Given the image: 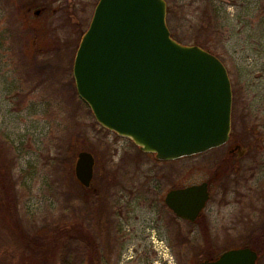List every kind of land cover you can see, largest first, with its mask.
Returning <instances> with one entry per match:
<instances>
[{"label": "rangeland", "instance_id": "obj_1", "mask_svg": "<svg viewBox=\"0 0 264 264\" xmlns=\"http://www.w3.org/2000/svg\"><path fill=\"white\" fill-rule=\"evenodd\" d=\"M165 1L171 36L226 66L232 140L248 150L230 154L229 141L173 160L143 152L101 126L75 89L97 0H0V264H90L76 227L94 239L91 264H195L174 239L196 226L161 200L202 181L211 195L196 222L210 224L216 252L250 246L264 264V0ZM82 150L95 159L89 187L75 177Z\"/></svg>", "mask_w": 264, "mask_h": 264}, {"label": "water", "instance_id": "obj_2", "mask_svg": "<svg viewBox=\"0 0 264 264\" xmlns=\"http://www.w3.org/2000/svg\"><path fill=\"white\" fill-rule=\"evenodd\" d=\"M165 0H98L76 49L72 74L78 96L104 128L157 159L173 160L225 144L231 130L232 87L221 59L171 36ZM91 152H78L75 177L88 187ZM209 199V182L170 189L166 205L195 221ZM250 246L198 264H256Z\"/></svg>", "mask_w": 264, "mask_h": 264}, {"label": "flooded vegetation", "instance_id": "obj_3", "mask_svg": "<svg viewBox=\"0 0 264 264\" xmlns=\"http://www.w3.org/2000/svg\"><path fill=\"white\" fill-rule=\"evenodd\" d=\"M97 2H98V0H97ZM96 4H95V6H96ZM28 9H30V8H28ZM44 9H45V7H41V8L35 9L33 13H34V15H39ZM17 37H20V36H17ZM232 96H233V92H232ZM233 101H234V99H232L231 113H232L233 106H234ZM231 122H232V119H231ZM231 131H232V126H231V130H230L229 139L227 141V142L230 141L229 153L230 154H234L237 151V156H239L244 151L246 152L248 150V148H247V150H245V149H243L244 146L242 145L241 141L232 140ZM230 164H231L230 162L227 164L228 167L230 166ZM92 181H93V178L91 180V183H92ZM91 183H90V185H91ZM181 187H183V186H181ZM175 188H179V187H175ZM171 189H173V188H171ZM167 192L165 194H163V198H162V195L158 196V198L159 197L162 198L161 201H163L165 208L173 213V211L165 203V196H166ZM210 195H211V193H210V187H209V199H210ZM155 198L157 200V196ZM208 200H207V202H208ZM205 206H206V204H205ZM203 209H202V211H203ZM202 211H201V213H202ZM199 216L196 218V220L199 218ZM180 219L183 221L184 225L196 226L195 228H193V230H191V228H189V227L188 228H184V227L176 228L175 229V239H174V242H175V244L177 246V251L178 252H182L184 255L185 254L186 255H195V256L198 257L197 262L195 264H198V263L203 262V261H214L224 251L232 249V248H238V247H232V248L223 249V250H221L219 252H216L218 250L214 246H215V244H216V242L218 240H217L216 237H213V235L211 234L212 231L209 228V225H210L209 223H197L196 220L195 221H188V220H185V219H182V218H180ZM92 232H93V229H92ZM87 234L90 235L89 233H87ZM167 243H169L168 240H167ZM240 247H243V246H240ZM162 262L164 264H166V263L168 264L170 261L166 262V260L163 259Z\"/></svg>", "mask_w": 264, "mask_h": 264}, {"label": "trees", "instance_id": "obj_4", "mask_svg": "<svg viewBox=\"0 0 264 264\" xmlns=\"http://www.w3.org/2000/svg\"><path fill=\"white\" fill-rule=\"evenodd\" d=\"M210 50V49H209ZM211 51V50H210ZM92 228L89 229V232L91 233ZM71 230H73L72 232H74L73 236H70L71 238H74L75 240L83 243V245L85 246V249H89V263H95L98 262V259H91V257H93V253H95L96 249H95V243H94V239L91 237H89L86 233H88L87 231H84L82 228L76 227V228H71ZM93 239V240H92ZM264 240V238H263ZM264 246V244H263Z\"/></svg>", "mask_w": 264, "mask_h": 264}]
</instances>
